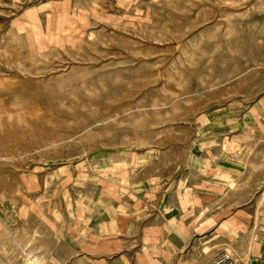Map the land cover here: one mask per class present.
Here are the masks:
<instances>
[{"label":"rangeland","instance_id":"374dc122","mask_svg":"<svg viewBox=\"0 0 264 264\" xmlns=\"http://www.w3.org/2000/svg\"><path fill=\"white\" fill-rule=\"evenodd\" d=\"M257 172L264 0H0V264H237Z\"/></svg>","mask_w":264,"mask_h":264},{"label":"crops","instance_id":"0c3cea01","mask_svg":"<svg viewBox=\"0 0 264 264\" xmlns=\"http://www.w3.org/2000/svg\"><path fill=\"white\" fill-rule=\"evenodd\" d=\"M260 168H262V165ZM254 175V177L249 178L246 175L245 178L254 181L251 185H254L255 209L251 214L248 213L246 207L237 209L234 216L231 217L232 219L224 223L227 224L229 222L234 227V231H236L235 238L239 239V242L244 235L249 240L248 245L245 246H240V244L236 247L228 246V249L230 248L238 258L237 264H264V178L260 172ZM259 203L261 204L260 207ZM194 211L190 210L188 212ZM175 224L176 231L180 233L190 231V225L187 220H184V223L176 221ZM249 224L253 226L252 229ZM166 231V223L165 221H160V219L153 220V222L148 224L144 223L141 237L143 247L140 249L143 251L137 253L138 259L140 258L139 264H168V257H170L168 254H172L168 253ZM225 236L226 234H224V240L226 239ZM177 245L178 242H176ZM176 246L174 247L175 255L178 254Z\"/></svg>","mask_w":264,"mask_h":264},{"label":"built area","instance_id":"2783aa9c","mask_svg":"<svg viewBox=\"0 0 264 264\" xmlns=\"http://www.w3.org/2000/svg\"><path fill=\"white\" fill-rule=\"evenodd\" d=\"M221 260L217 262V264H232L231 260L229 259L228 255L221 256Z\"/></svg>","mask_w":264,"mask_h":264}]
</instances>
